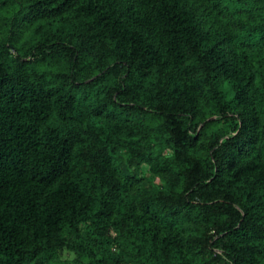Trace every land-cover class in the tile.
<instances>
[{
	"label": "trees",
	"instance_id": "16d2710c",
	"mask_svg": "<svg viewBox=\"0 0 264 264\" xmlns=\"http://www.w3.org/2000/svg\"><path fill=\"white\" fill-rule=\"evenodd\" d=\"M0 264H264V0H0Z\"/></svg>",
	"mask_w": 264,
	"mask_h": 264
}]
</instances>
